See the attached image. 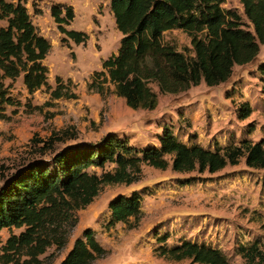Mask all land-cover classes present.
Segmentation results:
<instances>
[{"label":"trees","instance_id":"trees-1","mask_svg":"<svg viewBox=\"0 0 264 264\" xmlns=\"http://www.w3.org/2000/svg\"><path fill=\"white\" fill-rule=\"evenodd\" d=\"M224 0H109V11L120 34L118 48L101 61L86 88L104 97L113 93L132 109L152 110L157 93L176 94L203 82L214 86L226 82L234 66L252 63L264 44V0H238L242 13L224 7ZM49 15L63 36L84 44L87 35L67 29L73 18L70 5L52 3ZM179 29L189 39L188 55L163 40V33ZM49 41L39 34L21 0H0V120L20 106L12 94L20 82L27 95L44 87L51 99L75 98L68 90L70 79L54 77L47 82L44 59ZM264 74V63L258 65ZM247 102L239 105L237 118L248 117ZM74 135L68 136L73 138ZM51 142V140L49 141ZM47 144V143H46ZM168 157V159H167ZM264 168V135L257 141L240 138L237 143L214 149L179 140L163 125L156 144L136 146L121 135L108 133L95 143L70 144L48 160L31 161L4 177L0 186V229H20L0 245V264H41L38 258L50 247L59 250L76 223L75 212L87 206L103 185H129L141 177V165L176 173H214L226 165ZM107 166L108 168H105ZM98 169L99 172H96ZM107 226L121 222L135 228L141 216L140 195L117 194L107 203ZM264 232V220L260 223ZM168 235L156 237V256L189 260L194 264H229L218 248L179 240L164 244ZM93 231L86 228L57 264H91L105 254ZM238 254L246 264H264V244L240 245Z\"/></svg>","mask_w":264,"mask_h":264},{"label":"rangeland","instance_id":"rangeland-1","mask_svg":"<svg viewBox=\"0 0 264 264\" xmlns=\"http://www.w3.org/2000/svg\"><path fill=\"white\" fill-rule=\"evenodd\" d=\"M21 1L39 34L50 43L44 59L48 84L53 88L55 76L62 82L70 79L67 88L75 98L51 99L44 87L27 95L20 79L14 83L12 94L21 104L12 114L13 108H6L10 118L0 120V186L5 176L24 164L48 160L70 144L95 143L108 133L146 146L157 143L161 127L166 125L184 143L196 142L209 149L245 137L257 141L264 135V74L258 70L264 63V44L252 63L234 66L226 82L214 86L200 82L176 94H160L151 84L157 93L156 107L132 110L113 93L101 97L86 88L91 74L101 70V61L118 48L120 34L109 11V0ZM224 1V7L241 14L235 6L237 0ZM52 3L72 7L73 18L66 28L86 33L84 44L67 40L66 46L61 42L63 36L49 15ZM163 40L191 53L189 39L179 29L165 31ZM243 102L249 104L251 112L240 120L237 111ZM71 135L74 137L68 138ZM133 190L140 195L137 226L128 228L118 222L108 227V201ZM75 215L77 220L66 244L59 250L48 248L38 257L41 264H57L86 228L106 251L91 264H194L187 259L156 256L155 239L163 233L168 235L164 243L168 246L182 239L196 241L220 249L229 264H246L238 247L252 242L264 244L260 229L264 220V168H249L243 158L214 173H176L169 166L160 170L143 164L139 180L129 185H103ZM19 231L0 229V245L9 234Z\"/></svg>","mask_w":264,"mask_h":264},{"label":"crops","instance_id":"crops-1","mask_svg":"<svg viewBox=\"0 0 264 264\" xmlns=\"http://www.w3.org/2000/svg\"><path fill=\"white\" fill-rule=\"evenodd\" d=\"M237 5H238V9H239V11H241V13H242V9H241V6H240L238 0H237V4H236L235 6L237 7Z\"/></svg>","mask_w":264,"mask_h":264}]
</instances>
